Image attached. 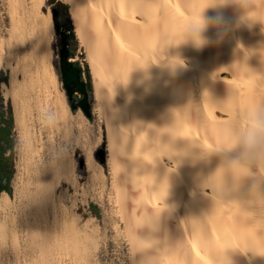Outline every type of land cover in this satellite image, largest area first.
<instances>
[{"label": "bare ground", "instance_id": "1", "mask_svg": "<svg viewBox=\"0 0 264 264\" xmlns=\"http://www.w3.org/2000/svg\"><path fill=\"white\" fill-rule=\"evenodd\" d=\"M8 1L16 44L7 43L4 50L0 47V66L13 70L11 63L19 62L23 71H29L28 64L41 57L45 76L52 55L51 15L48 12L41 19V0L31 5L28 0ZM64 2L69 4L92 74L96 99L92 112L105 126L111 180L126 210L120 222L128 242L132 241L131 263L225 264L230 258L231 264H264V257L259 256L264 251V194L249 192L247 186L226 190L219 151L229 142V127L254 105L264 104V20L251 28L241 25L223 43L197 50L182 43L183 29L203 8L204 0ZM215 14L213 9L205 10L206 16ZM224 15L235 24L231 10ZM206 35L213 36L214 30ZM177 64L183 67L171 69ZM47 71L54 81L53 70ZM34 72L39 73L38 69ZM62 98L54 118L74 125V144L83 146L81 123L65 114L67 104ZM19 104L15 123L34 181L31 191L37 194L34 202L39 200L46 209L41 226L36 223L40 226L36 241L43 246L44 256H50L56 186L69 179L74 167L69 149L63 150L61 141H54L50 118H36L46 129L44 134H34L25 114L27 107ZM68 133L60 132L65 145L71 141ZM190 156L199 162L193 163ZM93 160L88 153V169ZM14 231L10 235L16 247Z\"/></svg>", "mask_w": 264, "mask_h": 264}, {"label": "rangeland", "instance_id": "2", "mask_svg": "<svg viewBox=\"0 0 264 264\" xmlns=\"http://www.w3.org/2000/svg\"><path fill=\"white\" fill-rule=\"evenodd\" d=\"M28 1L30 5L37 3L36 0ZM8 4H11L10 1L0 0V17H2L0 22H2V19L5 22L4 28H1L2 31L0 29V47H3V50L7 48V43L12 45V47H15L13 44H16V38L14 37L16 35H12L16 34V30L12 25L10 26ZM38 5L41 7V19L45 20L49 12L53 26L50 42L52 55L49 59L51 62L49 66H46L48 68H45V76L43 75L45 70H43L44 68L42 69L41 57L37 60L40 65H37V62L28 64V68H31L29 71L27 70L29 75L25 73L27 72L26 70L23 71L21 64H19L20 67L17 65L19 62L17 64L11 63L15 72L11 69L12 67L0 66V179L1 184L7 187L0 190V264H28L27 262L30 261L33 263L30 262L29 264H41L42 257L45 259L42 264H46L47 257H49L47 264H132L130 260L132 251L129 249L132 241L130 239L128 242L127 233L120 222V218L126 210L123 202H120L116 196L117 192L114 188L115 186H113L114 182L111 180V177L113 179V166H111L112 162L108 160L107 156V137L104 123L99 121L92 112V108L96 106L92 74L86 60L84 47L76 36L75 26L69 13V4L64 2V0H41L38 1ZM61 49L67 51L68 59L80 69V78L85 81L87 98L90 104L91 113L89 116H86L78 106L80 96L74 95L72 100L68 99L65 86L61 80ZM42 60H44L43 63L46 61L43 58ZM43 65H47V62ZM15 66H18L17 69L20 68L21 71L14 69ZM35 69L36 71L38 69V74L34 72ZM47 70H53L55 74L54 81H51L50 72L48 73ZM21 72H24L22 75H26V78L21 75ZM34 75L40 76L39 80L38 76L35 77ZM29 76L34 79L32 85L34 86L35 84L36 87L32 88L31 83H29L31 80ZM46 76H49V78ZM42 77H44L43 80ZM35 78L37 81H35ZM22 79L26 83H24L25 81L22 82ZM20 82L23 85L29 83L31 86H28V84L26 86L32 89L19 85ZM21 86L25 89L23 90ZM19 87L21 91H26V89L28 91L23 93V91L19 90ZM62 97L67 104L65 114L72 117L71 120L78 122L77 124L80 125L81 123L83 130L82 139L84 138L83 146L78 147L74 144L77 134L74 125H66L54 118L55 108L61 103ZM58 98L59 100H57ZM20 101L27 107L25 114H27V118H31L28 119L33 133L35 132L34 134H44L46 129L42 127L43 124L36 118L39 116L50 118V128L54 133V141H61L63 150L69 149L68 153L72 160V167H74L69 179L67 181L62 180L56 186L55 226L53 227L55 229H53V239L56 241L54 242L53 240L52 242L55 247L51 246L52 254L50 256H44L43 250H40L43 246L36 241L37 237L39 238L40 236L38 235L40 233L39 228L37 229V227L41 226L39 220L43 219L42 215H44L46 209L44 208L43 210V207L38 203L39 200L36 201L37 203L34 202L36 200L34 196L37 194L31 191V189H34V181L32 173L30 176L29 170L26 168V151L19 139V129L15 123V110ZM71 105H74V108H71ZM64 125L68 128L65 126L63 129L62 126ZM65 130L67 133L69 132L67 138L71 140L70 144L67 143L66 145L63 144V139L59 137L60 132ZM88 153L94 159L91 164L92 167H89L90 170L86 164ZM4 193H6V196ZM122 210L124 211L121 212ZM35 217L37 219L40 218L37 221ZM37 222L38 224L40 223V226L36 225ZM29 225L32 227L29 228ZM30 229L31 231H29ZM11 230L16 231H14L15 237L18 236L16 237V243L18 242L16 247L12 246ZM28 231L32 233V236L27 233ZM36 232L38 233L37 235ZM55 234L57 235L56 237ZM27 235L31 237L28 238ZM41 251L43 256H41Z\"/></svg>", "mask_w": 264, "mask_h": 264}, {"label": "clouds", "instance_id": "3", "mask_svg": "<svg viewBox=\"0 0 264 264\" xmlns=\"http://www.w3.org/2000/svg\"><path fill=\"white\" fill-rule=\"evenodd\" d=\"M213 9L212 17L205 10ZM231 10L235 24L224 15ZM264 20V0H204V6L183 29V42L197 50L223 43L235 28H251ZM209 29L213 36H207ZM183 65L177 64L173 70ZM229 142L220 149L223 157V182L226 190H239L247 186L249 192L264 194V104L248 109L241 119L228 129ZM193 163L197 157H189ZM264 257V251L259 253ZM225 264H231L230 258Z\"/></svg>", "mask_w": 264, "mask_h": 264}, {"label": "water", "instance_id": "4", "mask_svg": "<svg viewBox=\"0 0 264 264\" xmlns=\"http://www.w3.org/2000/svg\"><path fill=\"white\" fill-rule=\"evenodd\" d=\"M60 71L61 80L65 86L67 96L73 92L81 94L82 97L78 101V106L86 116H89L91 111L85 81L80 78V69L73 65L71 60L68 59L67 51L62 49L60 51ZM70 107L74 108V105Z\"/></svg>", "mask_w": 264, "mask_h": 264}, {"label": "flooded vegetation", "instance_id": "5", "mask_svg": "<svg viewBox=\"0 0 264 264\" xmlns=\"http://www.w3.org/2000/svg\"><path fill=\"white\" fill-rule=\"evenodd\" d=\"M72 89H74V88L72 87ZM74 95H76V96H80L79 100H80L81 97H82L81 94H79V93H74V92H73V93H71V94H68V99H69V100H72V98H73ZM79 100H78V101H79Z\"/></svg>", "mask_w": 264, "mask_h": 264}, {"label": "trees", "instance_id": "6", "mask_svg": "<svg viewBox=\"0 0 264 264\" xmlns=\"http://www.w3.org/2000/svg\"><path fill=\"white\" fill-rule=\"evenodd\" d=\"M2 175V174H1ZM7 187H5V185H2L1 184V179H0V190H2V189H6Z\"/></svg>", "mask_w": 264, "mask_h": 264}]
</instances>
